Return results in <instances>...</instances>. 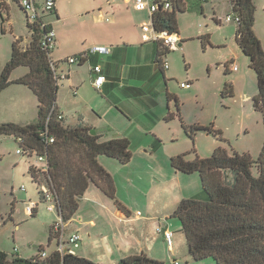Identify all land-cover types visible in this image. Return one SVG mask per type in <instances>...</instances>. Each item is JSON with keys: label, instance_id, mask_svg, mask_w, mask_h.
Masks as SVG:
<instances>
[{"label": "rangeland", "instance_id": "rangeland-1", "mask_svg": "<svg viewBox=\"0 0 264 264\" xmlns=\"http://www.w3.org/2000/svg\"><path fill=\"white\" fill-rule=\"evenodd\" d=\"M1 1L7 3V9L0 11V72L5 64L4 59L8 61L11 56L14 38H21L22 45L25 46L29 35L26 15L18 1ZM54 1L59 21L54 22L55 15L50 17L63 47H55L51 54L53 61L56 53L91 48L92 42L98 39V27L108 25L104 22L106 18L113 21L127 13L115 10L114 4H109L107 0ZM118 1L120 3L122 0ZM229 1L185 0V12L176 13V32L182 36L179 40L182 45L177 51L166 55L170 66L165 72L166 80L158 72L159 87L162 88L160 97L164 106L168 105L170 114H173L171 119H167V115L166 119H160L147 127L143 126L145 120L135 119L129 124V128H124L121 124L111 123L107 114L108 122L93 127L103 131L105 138L114 137V129H135L130 139L129 164L120 166L110 158H102V163L114 168L113 174L108 173L111 177L115 176L112 179L117 201L125 208L142 212L143 216L156 218L161 227L157 230L167 229L173 234L171 252L161 244V256L171 264L172 260H176L178 264L216 263L212 258L201 261L192 259L181 232L180 221L173 217V212L182 199L200 198L204 195L198 173L180 174V183L172 180L170 175L175 172L170 166V159L185 153H189L188 160L196 156L206 158L217 148H222L228 154L232 151L247 153L256 160L264 142L262 116L253 107V98L257 94L256 74L249 67L248 58L241 53L234 41L235 21ZM253 4V31L264 50V0H253ZM27 12L30 17V11ZM100 16L103 18L102 23ZM136 16L139 22L148 20L143 13H137ZM227 16L231 17V22L225 21ZM202 36L209 37L205 48L201 45ZM22 70L24 68H18L13 76H17ZM188 78L193 80V89L189 92L179 86L181 81L186 82ZM92 91L87 102L97 108L91 111L98 114V97L101 96L94 89ZM62 92L58 93V103L68 108L66 111L63 108L67 116L66 122L73 124L72 118L78 113H73L75 106L71 104L69 96ZM166 93L171 96L168 102ZM174 98L177 99L179 118L184 123L200 125L209 131L197 132L193 140L188 138L176 116ZM33 110V114L27 115V120H30V116L36 120L37 113L35 108ZM114 110L120 115L119 110ZM16 149L17 142L13 138L0 137V247L12 251L17 247L18 255L21 256L36 255L39 247L50 252L54 249L55 242L52 241L47 246L49 223L55 215L46 211L48 203L41 201L37 186L31 182L28 174L31 164L35 163L40 167L42 162L37 157L29 159L25 155L18 156ZM254 173H257L256 169ZM21 186L25 187V191L19 190ZM29 202L38 205L35 217L25 213V205ZM153 236L150 235L151 239ZM156 237L165 241L162 233L156 234ZM85 242L88 245V239ZM92 252L98 253L94 250Z\"/></svg>", "mask_w": 264, "mask_h": 264}, {"label": "trees", "instance_id": "trees-1", "mask_svg": "<svg viewBox=\"0 0 264 264\" xmlns=\"http://www.w3.org/2000/svg\"><path fill=\"white\" fill-rule=\"evenodd\" d=\"M229 4L233 16L238 19L234 41L256 74L257 94L253 98V107L261 113L264 128V50L253 31L255 7L253 0H230ZM2 9L0 2V11ZM185 10V2L176 1L172 10L157 11L153 17L155 28L177 33L176 13ZM41 24L40 18L33 23L27 22V44L23 46L21 38L14 39L11 56L0 72V92L17 84L34 94L37 118L27 124L0 123V137L13 138L22 155L45 158V172L29 169L31 182L37 186L42 202L40 187L45 185L48 188L56 215L65 224L75 217L79 201L90 185L112 200L118 210L128 213L115 198L113 179L98 163V158L106 157L120 165L128 164L131 160L130 141L127 138L104 139L82 121L70 126L63 117L59 118L61 112L56 104L59 81L55 78L57 63L51 58L53 50L42 45L43 35L50 26L43 28ZM200 41L205 48L209 37L202 36ZM162 55L163 50L157 51L156 64L160 71ZM78 56L79 63H82L84 59L81 54ZM21 67L27 72L10 80L11 74ZM180 122L191 140L197 132L209 131L200 125H188L181 118ZM188 155L171 158L170 166L181 174L198 173L201 181L204 196L182 199L173 212V217L180 221L192 259L212 258L216 264H264V142L256 160L247 153L232 151L228 154L222 148H217L206 158L196 156L188 160ZM35 211L30 217H34ZM52 241L55 237L50 227L47 246ZM43 252L44 249L39 247L35 256L22 258L17 253L8 255L0 250V264H102L76 254L59 253L56 249L46 252V257L41 256ZM115 264L171 263L140 253L122 257Z\"/></svg>", "mask_w": 264, "mask_h": 264}, {"label": "crops", "instance_id": "crops-1", "mask_svg": "<svg viewBox=\"0 0 264 264\" xmlns=\"http://www.w3.org/2000/svg\"><path fill=\"white\" fill-rule=\"evenodd\" d=\"M1 2L3 8L7 9V3L5 1ZM118 2V0H115L113 3L108 1L109 4H114L115 10H124L127 11V13L122 14L118 19L113 21L106 18L104 22H107L108 25L98 27V39L92 42V47L99 46L109 48L110 52L108 54L87 55L84 57L82 63L78 61L75 64H68L65 60L69 57L85 54L89 49L82 50L77 48L65 53H56L55 59L52 61L57 63L58 73L66 74L65 79L59 81L58 93L62 90L65 96H69L71 104L75 106V108H73V113H78L72 118L73 124H68L66 122L67 116L63 110L64 108L66 111L68 108L58 103L59 98L57 93L56 104L65 123L74 126L82 121L89 125L93 132L102 136L104 139L127 138L130 141L131 134L135 129H114L116 131L114 134L115 136L112 138H105L103 131L94 129L93 127L94 125L108 122L107 114L110 117L111 123L121 124L124 128H129V124L135 119L145 120L146 122H143L144 127H147L151 123H156L160 119H166L167 115L169 116L167 119H171L173 114H170L168 105L166 107L164 106V102L160 97L162 95V88L160 89L159 87V73H161L166 80L165 72L170 68L166 57L170 52H164V55H162L161 63L162 61H166L168 63V68L163 69L161 64L162 71H160L158 64H156L157 51L160 52L159 46L153 43L152 45H150L151 43H143L140 39L139 25L145 20L139 22L136 16L138 12L133 10L131 0H122L120 3ZM129 11H131V13H128ZM143 14L147 17L145 13ZM51 15H55L56 17L54 22L59 21L56 9L53 14L45 16L43 20L54 30L55 49V47H63V44L57 30H55V24L52 22ZM102 19V16H100V23H102ZM177 35L179 39H182L180 38L182 37L181 34L179 35L177 33ZM180 43L182 45V41ZM177 50L178 49L175 51ZM6 62L7 60L4 59L3 63L6 64ZM95 65L100 66L102 75L105 77L99 90H96L92 85L95 74L91 72V68ZM15 71L11 74L10 80L24 75L27 69L24 68L20 74L13 76ZM182 83H187L190 86L189 88L180 87V89L188 92L193 89L192 79L188 78V81H181L180 84ZM93 89L101 96V98L98 97V114L91 111V109L97 110V108L87 102V97L92 95ZM33 99H35V101H33ZM170 99L171 96L166 93V101L168 102ZM174 99L177 109V99ZM29 103L30 106L28 107L27 104L29 105ZM34 108L37 113L36 97L25 86L12 84L0 92V123L11 122L27 124L33 122V117L30 116V120H27V115L33 114ZM114 109L119 110L120 115L116 113ZM176 116L180 121L178 109ZM18 150L19 146L15 151L18 156H22V154L17 153ZM26 157L31 159L36 156L31 155ZM102 158L104 159L106 157H99L98 163H100L106 171L113 174L114 168H112L111 165L102 163ZM43 167V162L40 167H37V164L33 163L29 166V169H41ZM180 174L181 173L175 172L170 176L172 180H176L180 183L182 180ZM112 178L115 179V176ZM115 187L117 192V185ZM126 209L128 213L121 212L99 189L90 185L79 201V207L75 217L71 222L65 224V234L67 236L73 233H78L80 235V242L78 248L75 249V254L102 264H115L122 257L140 253L150 258L156 257L154 259L160 261H168L166 260L167 258L161 256L163 251L161 244L162 247L165 246L167 248L168 252H171L172 248L170 250L165 241H160L161 237H156V234H161L157 232V229L161 227L156 218L152 219L153 217L148 215L143 216V213L138 210H130L127 207ZM37 210L38 207L35 211V215ZM50 213H53L55 216L49 223V229L57 219L55 212ZM9 219H11V217ZM150 235H154L152 239ZM86 239H88V245L85 244ZM0 250L8 255L14 254L12 250H6L1 247ZM92 250L95 252L98 251V253H94ZM18 253L19 250L17 248V255ZM18 256L22 258H31L35 255L21 256L19 254ZM174 261L176 260H172V262Z\"/></svg>", "mask_w": 264, "mask_h": 264}, {"label": "built area", "instance_id": "built-area-1", "mask_svg": "<svg viewBox=\"0 0 264 264\" xmlns=\"http://www.w3.org/2000/svg\"><path fill=\"white\" fill-rule=\"evenodd\" d=\"M110 3L115 2V0H108ZM132 1V8L135 12L138 13H145L148 17V20L143 21L139 25L140 30V39L143 43H153L159 46V49L164 52H171L178 49L179 36L177 33H172L164 29L155 28V23L153 22V17L155 13L159 10L169 11L172 10V6L174 2L183 1L185 0H131ZM202 1H209V0H202ZM18 3L26 15L27 21L30 23L36 22L39 18L42 20V27L50 26L48 23H45L42 19V16H47L52 14L55 10V1L54 0H18ZM27 11H30L31 16H27ZM235 23L238 21L236 17H234ZM226 22H231V17L227 16L225 18ZM55 33L54 30L50 27L46 29V32L42 38V45L46 47L48 50H53L55 46ZM110 52V49L107 47H91L87 50L85 54H81V58L84 59L87 55L99 54V55H106ZM79 56L69 57L65 60L68 64H75L79 61ZM162 68L167 69L168 63L166 61H162ZM235 70V68L233 69ZM91 72L95 74V78L92 82L93 87L96 90H99L105 80V77L102 75V71L99 65H95L91 68ZM66 74L64 73H55V78L58 81L65 79ZM189 84L182 83L180 87L182 88H189ZM62 114L59 115V118H62ZM52 141V140H50ZM18 154L22 152L20 150L17 151ZM38 160L44 163V167L41 168L43 172L46 171L45 165V158L38 157ZM21 191H25V187H20ZM40 191L43 196L44 202L48 203L46 206V210L49 212H55V204L52 195L49 193L48 188L45 185H41ZM38 205L34 202H29V204L25 205V213L28 216L33 214V211L36 210ZM139 214V213H137ZM56 221L52 224L51 230L55 237V249L59 253H68V254H75V249L78 248L80 242V235L78 233H73L69 236L65 234V223L62 219L57 216ZM158 233H162V236L171 250L172 248V237L173 234L168 230H157ZM14 253H17V247L13 249ZM42 257H46L47 253H41ZM173 264H178L177 261L172 262Z\"/></svg>", "mask_w": 264, "mask_h": 264}, {"label": "water", "instance_id": "water-1", "mask_svg": "<svg viewBox=\"0 0 264 264\" xmlns=\"http://www.w3.org/2000/svg\"><path fill=\"white\" fill-rule=\"evenodd\" d=\"M180 45H181V43L178 44V46H180Z\"/></svg>", "mask_w": 264, "mask_h": 264}]
</instances>
